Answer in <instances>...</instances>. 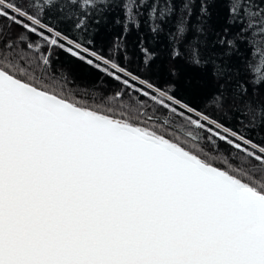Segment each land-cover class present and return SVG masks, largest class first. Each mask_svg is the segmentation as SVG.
Masks as SVG:
<instances>
[{"label":"snow or ice","instance_id":"snow-or-ice-1","mask_svg":"<svg viewBox=\"0 0 264 264\" xmlns=\"http://www.w3.org/2000/svg\"><path fill=\"white\" fill-rule=\"evenodd\" d=\"M109 2L119 0L81 3L86 14L74 27L89 35L79 39L45 19L55 0H0V264H264V179L218 164L146 111L133 113L119 102L93 107L50 86L53 50L66 51L173 115L196 114L187 116L188 125L264 165V146L196 113L171 90L143 91L153 85L93 50L88 17L92 9L110 12ZM215 2L201 0V15L210 16L208 4ZM226 2L229 27L213 45L223 50L203 58L196 37L190 63H211L212 75L223 81L212 97L222 115L237 101L246 111L264 112V105L245 100L250 88L253 95L264 90V0ZM144 8L153 34L175 12L174 0H125L117 54L126 53L120 42L131 27L139 29ZM184 10L191 14L187 2ZM114 22L121 24L119 16ZM13 26L21 31L13 35ZM185 35L179 23L169 38ZM138 46L150 66L156 54L143 37ZM233 55L241 57L243 72L225 59ZM123 96L117 92L115 99Z\"/></svg>","mask_w":264,"mask_h":264},{"label":"trees","instance_id":"trees-1","mask_svg":"<svg viewBox=\"0 0 264 264\" xmlns=\"http://www.w3.org/2000/svg\"><path fill=\"white\" fill-rule=\"evenodd\" d=\"M91 2L92 0H76L75 3L72 0H55L54 5L44 13L45 19L57 24V27L68 36L84 39L89 33L76 30L74 26L78 22V18L86 14L81 8V3L87 6ZM159 2L162 4L165 0H159ZM186 2L191 9L190 15L188 10L181 12ZM124 3L125 0H119V3L109 2L107 6L111 11L102 15L96 9L91 10L92 14L88 17L87 27L95 30L94 35L91 36L93 50L98 55L111 57L121 67L153 85L152 90L144 85L143 91H151L152 94H155L157 89L160 91L171 90V94L176 99L195 108L196 113L207 114L213 119H219L225 128L232 131L238 130L251 138L254 143L264 146V129L261 128V123L264 122V112H261L258 107H254L252 111H246L243 102L237 101L230 106L227 115H222L213 104L212 97L223 81L214 78L211 63L204 68L194 67L190 63L192 53L189 42H194L196 37L199 39L197 46L200 48L203 58H207L211 52L223 50L219 45L216 47L213 45L221 36L225 35L224 29L229 27L226 23L229 7L226 0L209 3L210 16L201 15V0H174L175 12L163 22V31L157 34H153L150 30L148 8H144L141 10L143 15L139 16V29L131 27L126 40L120 42V47H126V53L121 51L117 54L116 38L123 33V21L126 19ZM150 6L151 4H149ZM98 16L101 23L96 24L94 21ZM104 16H107V22H104ZM117 16L121 20L119 25L114 22ZM179 23H183L186 35L182 40L173 42L169 38V33H175ZM199 28H202L203 32H198ZM236 30L232 28L227 35L231 37ZM11 31L15 35L21 29L13 26ZM141 37H143L146 47L156 54L155 59L148 67H145L143 54L138 46ZM177 44L181 55L174 57L173 52ZM225 59L228 60L231 67L239 68L243 72L241 57L233 55ZM43 71V67H40L38 74ZM51 72L54 79L51 80L50 86L57 91L66 90L67 94L80 103L104 108L119 102L133 113H136L137 109L140 112L146 111V114L153 116L157 123H166L171 133L181 139L187 138L195 147L202 149L216 160L218 164L243 168L245 171L255 173L252 179L256 182L264 179V165L250 159L241 150L206 130H199L195 126L188 125L187 116L192 115V119H197L196 114L185 113L184 117L173 115L169 109L153 101L150 96L145 97L140 92L126 88L102 69L98 70L60 49L53 50ZM61 73H63V78H61ZM135 87L140 89L142 85L137 82ZM117 92L124 93L119 101L115 99ZM245 100H251L254 106L264 105V90L253 95L250 88ZM190 131L193 133L192 136H189ZM221 135H224L222 130Z\"/></svg>","mask_w":264,"mask_h":264}]
</instances>
